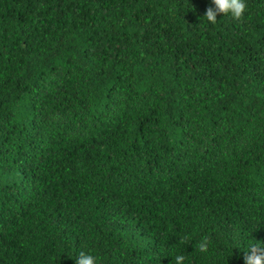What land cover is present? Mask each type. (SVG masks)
I'll use <instances>...</instances> for the list:
<instances>
[{
  "label": "trees",
  "instance_id": "1",
  "mask_svg": "<svg viewBox=\"0 0 264 264\" xmlns=\"http://www.w3.org/2000/svg\"><path fill=\"white\" fill-rule=\"evenodd\" d=\"M245 2L212 23L211 0H0V264H244L264 241Z\"/></svg>",
  "mask_w": 264,
  "mask_h": 264
},
{
  "label": "clouds",
  "instance_id": "2",
  "mask_svg": "<svg viewBox=\"0 0 264 264\" xmlns=\"http://www.w3.org/2000/svg\"><path fill=\"white\" fill-rule=\"evenodd\" d=\"M246 8L245 0H211V6L208 7L205 17L209 22L214 23L217 15L223 13L230 14L232 18L239 19L244 14ZM209 240L207 237L197 242L199 251L206 252L209 248ZM244 264H264V241L252 242L246 246L243 251ZM175 264H183L184 255H176L174 257ZM76 264H98V257L91 252L80 251L75 257Z\"/></svg>",
  "mask_w": 264,
  "mask_h": 264
}]
</instances>
